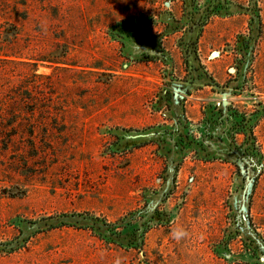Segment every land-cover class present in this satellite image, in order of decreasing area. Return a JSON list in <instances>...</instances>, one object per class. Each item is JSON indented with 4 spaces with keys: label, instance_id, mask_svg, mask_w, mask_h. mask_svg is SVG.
Segmentation results:
<instances>
[{
    "label": "rangeland",
    "instance_id": "obj_1",
    "mask_svg": "<svg viewBox=\"0 0 264 264\" xmlns=\"http://www.w3.org/2000/svg\"><path fill=\"white\" fill-rule=\"evenodd\" d=\"M2 31L44 61L0 60V264H264V0H0Z\"/></svg>",
    "mask_w": 264,
    "mask_h": 264
},
{
    "label": "trees",
    "instance_id": "obj_2",
    "mask_svg": "<svg viewBox=\"0 0 264 264\" xmlns=\"http://www.w3.org/2000/svg\"><path fill=\"white\" fill-rule=\"evenodd\" d=\"M18 33L16 32V33H7L6 31H2L1 33H0V35H1V41H0V43H1V48L2 49H0L1 51L2 50H7V49H10L11 47V45H12V43L15 41V36L17 35ZM6 52V51H5ZM8 54H10V55H8ZM13 54L14 53H4V51H3V56L4 57H6V59H0V60H2V61H4V62H11V63H13V62H17V64H19V65H22V66H32V70H33V72L35 71V68L37 67V65H36V63H29L28 61H31V60H33V61H44V59H42V58H44V57H42V56H38V58L37 59H33V58H27V62H25V61H14V60H10L9 58L10 57H12L13 56ZM36 76V75H35ZM38 77H41V75H37ZM36 76V77H37ZM22 78H25V76H23ZM3 81H8V82H10L9 81V79H3Z\"/></svg>",
    "mask_w": 264,
    "mask_h": 264
}]
</instances>
